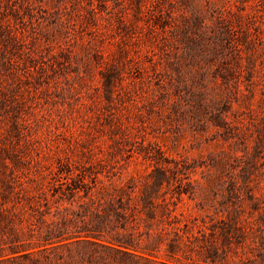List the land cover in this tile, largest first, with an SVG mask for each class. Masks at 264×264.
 <instances>
[{
    "label": "trees",
    "instance_id": "trees-1",
    "mask_svg": "<svg viewBox=\"0 0 264 264\" xmlns=\"http://www.w3.org/2000/svg\"><path fill=\"white\" fill-rule=\"evenodd\" d=\"M72 1L56 0L64 5ZM107 1L86 0L88 7L79 6L88 14H81L87 24L94 25L97 15L106 11L112 12L117 27L142 20L137 26L169 44L187 39L204 60L202 77L220 62L211 69L212 77L220 76L223 82L232 72L219 69L221 64L226 67L223 49L239 57L243 52L250 80L248 43L254 38L264 41L252 9L264 0L242 7L246 22L241 14L225 15L224 5L213 0L205 4L199 0H112V9L117 7L113 11H107ZM117 33L116 43L124 44L123 35ZM5 34L12 46L22 45L3 18L0 36ZM96 34L105 38L102 31ZM131 37L139 40L138 35ZM125 50L118 46V61L122 62ZM113 60L112 68L102 73L105 96L122 78ZM8 62L14 64L12 59ZM205 83L202 87L207 89ZM207 94L193 95L192 119L200 130L210 121L222 140L243 146L246 159L239 178L229 171L234 168L229 150L212 155L210 162L202 163L200 178L192 179L195 165L183 157H167L158 142L143 136L133 141L138 145L129 143L126 158L141 156L150 160L152 168L119 182L114 181L120 178L118 171L108 167L110 151L98 145V152L89 148L86 157L84 151L59 156L54 167L45 166L42 178L16 173L1 161L0 234L7 235L11 264H264V198L254 192L264 175V133L249 149L240 127L224 117L225 107ZM121 132L126 139L128 133ZM62 202L69 205L61 207Z\"/></svg>",
    "mask_w": 264,
    "mask_h": 264
},
{
    "label": "rangeland",
    "instance_id": "rangeland-1",
    "mask_svg": "<svg viewBox=\"0 0 264 264\" xmlns=\"http://www.w3.org/2000/svg\"><path fill=\"white\" fill-rule=\"evenodd\" d=\"M30 1L0 0V19H8L22 43L12 46L6 34L0 36L4 37L0 39V177L1 161L16 173L42 178L45 166L54 167L59 156H77L84 151L86 157L89 148L98 152V145L104 152L110 151L108 167L118 171L120 178L114 181L119 182L152 168L150 160L141 156L126 158L129 143L136 146L138 142L133 141L143 136L158 142L167 157H183L195 165L192 179L200 178L202 163L210 162L212 155L229 150L234 167L229 171L239 178L246 159L243 146L222 140L220 130L210 121L204 130L198 129L189 110L195 93L208 92L207 96L225 107L226 120L240 127L250 149L264 133V41L254 38L248 43L250 80L246 79L245 54L241 52L239 57L224 48L226 67L221 64L219 69L232 72H226L223 82L220 76L212 77L211 69L220 62L208 68L203 78L204 60L187 39L169 44L137 26L142 20L117 27L112 12L103 11L94 25L87 24L81 14H88L79 7H88L86 0L65 5L56 0ZM213 1L224 5L225 15L233 18L232 14H241L240 19L246 22L242 7L253 0ZM199 2L205 4V0ZM113 4L107 1V11L117 9H112ZM252 11L263 40L264 1ZM98 30L105 33L104 39L96 34ZM117 31L125 39L119 44L126 49L122 62L116 59ZM133 35L139 36L137 42ZM113 59L122 78L105 96L102 73L112 68ZM204 82L207 89L202 87ZM121 129L128 133L126 139ZM262 148L264 153V145ZM258 179L254 192L264 198V175ZM68 205L62 202L61 207ZM9 245L7 235L0 234V264L12 263Z\"/></svg>",
    "mask_w": 264,
    "mask_h": 264
}]
</instances>
